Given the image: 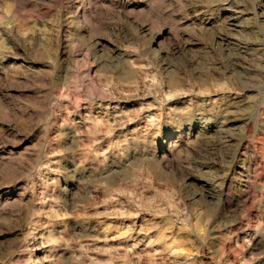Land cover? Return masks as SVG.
Wrapping results in <instances>:
<instances>
[{
  "label": "rangeland",
  "instance_id": "1",
  "mask_svg": "<svg viewBox=\"0 0 264 264\" xmlns=\"http://www.w3.org/2000/svg\"><path fill=\"white\" fill-rule=\"evenodd\" d=\"M0 264H264V0H0Z\"/></svg>",
  "mask_w": 264,
  "mask_h": 264
},
{
  "label": "bare ground",
  "instance_id": "2",
  "mask_svg": "<svg viewBox=\"0 0 264 264\" xmlns=\"http://www.w3.org/2000/svg\"><path fill=\"white\" fill-rule=\"evenodd\" d=\"M236 17H238V16L235 15V12H234V11H231V12H229L227 18H228L229 20H233V21H234V20H236Z\"/></svg>",
  "mask_w": 264,
  "mask_h": 264
}]
</instances>
